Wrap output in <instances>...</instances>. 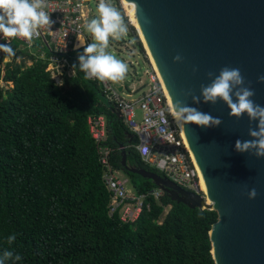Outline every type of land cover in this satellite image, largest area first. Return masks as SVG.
<instances>
[{
    "label": "trees",
    "instance_id": "1",
    "mask_svg": "<svg viewBox=\"0 0 264 264\" xmlns=\"http://www.w3.org/2000/svg\"><path fill=\"white\" fill-rule=\"evenodd\" d=\"M73 64L76 75L62 85L40 61L30 67L12 62L0 71L6 83L0 88V256L9 250L21 257L6 264H214L212 209L190 208L163 193L147 197L134 222L109 214L90 114L105 116L110 164L136 193L156 187L124 170L122 149L127 166L164 174L141 160L137 136L101 87L84 78L77 58Z\"/></svg>",
    "mask_w": 264,
    "mask_h": 264
},
{
    "label": "water",
    "instance_id": "2",
    "mask_svg": "<svg viewBox=\"0 0 264 264\" xmlns=\"http://www.w3.org/2000/svg\"><path fill=\"white\" fill-rule=\"evenodd\" d=\"M127 1L172 105L184 101L223 123L182 127L210 203L157 173L127 166L124 149L121 166L151 180L173 201L217 213L208 232L214 264H264V158L235 150V142L250 139L248 130L258 122L230 117L223 102L211 105L201 98L194 104L187 95L199 96L201 85L211 82L207 74L228 66L240 69L255 92L252 99L264 106V83L257 80L264 75V0ZM177 54L183 62H173ZM252 188L257 196L250 200Z\"/></svg>",
    "mask_w": 264,
    "mask_h": 264
},
{
    "label": "built area",
    "instance_id": "3",
    "mask_svg": "<svg viewBox=\"0 0 264 264\" xmlns=\"http://www.w3.org/2000/svg\"><path fill=\"white\" fill-rule=\"evenodd\" d=\"M92 2L98 6L99 0H46L45 10L54 21L52 29L41 30L40 35L31 43L19 37L6 41L0 36V44L9 42L12 46L16 43L12 46L16 52L15 57L5 59V54L0 52V71L2 72L8 63L21 64L24 61V66L30 67L40 61L46 65L50 78L57 85H62L66 76H75L77 72L73 68V60L84 51L91 39L86 33L85 25L92 18H96ZM144 74V89L137 96H133V88L131 93H125L123 96L120 92L125 89L124 85L119 91V84L90 80L101 87L106 100L115 105L124 124L137 136L135 148L141 160L163 173L164 178L205 197L201 187L202 177L192 152L182 129L174 120V113L171 111L160 77L150 62ZM0 81H4L3 78ZM136 109L141 111L139 120L136 118ZM87 124L97 145L99 161L104 170V184L110 194L109 214H117L118 220L123 223L134 222L143 208L148 207L146 198L152 196L157 199L163 192L158 188L139 194L128 190V180L123 179L120 171L110 164L112 148L105 144V116L90 114ZM166 207L170 205L164 209Z\"/></svg>",
    "mask_w": 264,
    "mask_h": 264
},
{
    "label": "clouds",
    "instance_id": "4",
    "mask_svg": "<svg viewBox=\"0 0 264 264\" xmlns=\"http://www.w3.org/2000/svg\"><path fill=\"white\" fill-rule=\"evenodd\" d=\"M46 0H0V36L6 41L9 38H23L29 43L38 37L41 30H51L54 21L45 10ZM98 17L92 18L85 25L86 31L91 34L92 42L84 47V51L78 54V69L83 72L85 79H95L100 82L118 83L125 79L128 73V64L115 55L109 48L110 38L118 40L125 36L128 27L121 11L113 4L112 0H99L97 6ZM0 52L5 59L15 57L16 52L9 42L0 44ZM174 63L183 62V57L177 54L173 58ZM74 69L77 65L73 66ZM197 71V69H193ZM210 83L200 87V95L191 96L194 104L203 102L216 105L223 102L230 110V117L239 120L246 115L249 121L258 122L256 127H250L248 135L250 139L235 142V150L239 153H253L257 158H264V106L252 99L254 90L245 85V78L239 68L225 66L216 75L209 72ZM259 83H264V75L257 78ZM174 120L184 127L195 124L209 128L220 126L223 121L211 113H205L186 102L177 100L173 102ZM248 198L255 199L257 191L252 188L247 192ZM16 239L13 234L8 237V243L12 244ZM21 257L13 251L5 250L0 256V264L8 261H19Z\"/></svg>",
    "mask_w": 264,
    "mask_h": 264
},
{
    "label": "rangeland",
    "instance_id": "5",
    "mask_svg": "<svg viewBox=\"0 0 264 264\" xmlns=\"http://www.w3.org/2000/svg\"><path fill=\"white\" fill-rule=\"evenodd\" d=\"M112 2L121 11L128 27V32L125 36L118 40H114L112 38H110L109 40L108 51L128 64V73L125 79L116 84L124 85L125 89L120 92L121 95L124 96L125 93H131L132 88H130L129 85L132 86L133 83H135L134 92H132V94H134L133 96H137L143 91V86H140L141 83L139 82L142 81L144 83L146 81L144 70L148 67V63H151V61L147 57V49L138 34V30L134 25V22L128 15L123 0H112ZM91 6L95 12L94 14L96 15V17H98L99 13L97 12V6L93 2L91 3ZM86 33L89 37H91L90 33H88L87 31ZM89 42H92V37ZM138 42H140V45L138 44ZM0 88H6V83L0 81ZM135 114L136 118L139 120L141 117V111L139 109H136ZM126 186L128 190L132 189L130 184ZM169 208L170 207H166L163 210L162 216L166 214V211H168Z\"/></svg>",
    "mask_w": 264,
    "mask_h": 264
},
{
    "label": "bare ground",
    "instance_id": "6",
    "mask_svg": "<svg viewBox=\"0 0 264 264\" xmlns=\"http://www.w3.org/2000/svg\"><path fill=\"white\" fill-rule=\"evenodd\" d=\"M123 2H124V4H125V6H126V9H127L128 15L131 17L132 21L134 22V25L136 26V28H137V30H138V34H139V36L141 37V39H142V41H143V43H144V45H145V47H146V49H147L148 58L150 59L152 66H153L154 69L156 70V67H155V65H154V63H153V60H152V58H151V55H150V53H149L148 47H147V45H146V43H145V40H144V38H143V36H142L140 30H139V27H138L137 22H136V20H135V18H134V15H133V13H132V11H131V8H130V6H129V3H128L127 0H123ZM80 42L82 43V40H80ZM80 42H79V43H80ZM82 44H83V43H82ZM156 71H157V70H156ZM157 73H158V72H157ZM158 75H159V74H158ZM160 80H161V79H160ZM161 82H162V81H161ZM162 85H163V84H162ZM163 87H164V86H163ZM164 91H165V89H164ZM165 94H166V97H168V101H169V105H170L171 111L174 113L173 105H172L171 100H170V98H169V96H168V93H166V91H165ZM179 126H180V125H179ZM180 128L182 129L181 126H180ZM201 187H202V189H203V191H204V195H205V197H206L207 202L210 203V198H209V195H208V192H207V189H206V186H205V184H204L203 179L201 180Z\"/></svg>",
    "mask_w": 264,
    "mask_h": 264
},
{
    "label": "crops",
    "instance_id": "7",
    "mask_svg": "<svg viewBox=\"0 0 264 264\" xmlns=\"http://www.w3.org/2000/svg\"><path fill=\"white\" fill-rule=\"evenodd\" d=\"M139 83H141L140 86H142V81H140ZM134 85H135V83H133L132 86L129 85V87L134 89V88H135ZM118 86H122V85L119 84ZM143 89H144V86H143ZM119 173L121 174V177H122L123 179H127L128 182H129V179H128V178H127V177H126L121 171H120ZM129 184H130V182H129ZM130 185H131V184H130ZM131 187H132V186H131ZM131 191H134L133 187H132Z\"/></svg>",
    "mask_w": 264,
    "mask_h": 264
}]
</instances>
